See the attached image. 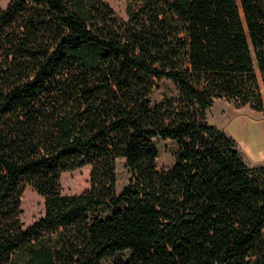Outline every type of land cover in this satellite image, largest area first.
<instances>
[{
    "label": "trees",
    "instance_id": "16d2710c",
    "mask_svg": "<svg viewBox=\"0 0 264 264\" xmlns=\"http://www.w3.org/2000/svg\"><path fill=\"white\" fill-rule=\"evenodd\" d=\"M125 14L0 8V264H264V166L206 115L216 99L263 109L264 0H125ZM162 81L174 92L155 99ZM156 138L175 142L168 168ZM85 165L89 186L62 193ZM26 186L44 199L27 227Z\"/></svg>",
    "mask_w": 264,
    "mask_h": 264
},
{
    "label": "rangeland",
    "instance_id": "374dc122",
    "mask_svg": "<svg viewBox=\"0 0 264 264\" xmlns=\"http://www.w3.org/2000/svg\"><path fill=\"white\" fill-rule=\"evenodd\" d=\"M9 0H0V8H4ZM114 11L121 17L125 18V0H105ZM261 91L264 97V84L260 79ZM163 90L174 92L173 87L167 81L161 82L160 90L154 93V98L159 99L160 93ZM225 107L223 99H216L212 106L207 110V119L217 124V116L221 114V109ZM264 108V107H263ZM155 144L158 148L157 165L160 169L168 168L173 161L172 153L175 149V142L170 139L156 138ZM116 190L120 192L121 189L128 183L131 176L129 168L126 166L124 158L116 159ZM89 171L90 166L85 165L72 171H67L61 174L60 183L62 193L72 194L81 192L84 188L89 186ZM21 221L25 227L29 226L44 214V199L31 186H26L21 198Z\"/></svg>",
    "mask_w": 264,
    "mask_h": 264
},
{
    "label": "crops",
    "instance_id": "0c3cea01",
    "mask_svg": "<svg viewBox=\"0 0 264 264\" xmlns=\"http://www.w3.org/2000/svg\"><path fill=\"white\" fill-rule=\"evenodd\" d=\"M223 100L225 107L217 116V125L235 141L247 165L264 166V108L254 110L248 105L236 108Z\"/></svg>",
    "mask_w": 264,
    "mask_h": 264
}]
</instances>
